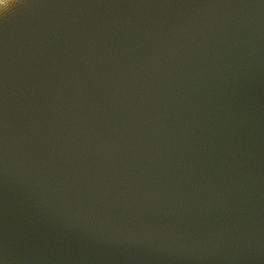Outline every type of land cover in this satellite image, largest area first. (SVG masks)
Returning <instances> with one entry per match:
<instances>
[{"label": "water", "instance_id": "water-1", "mask_svg": "<svg viewBox=\"0 0 264 264\" xmlns=\"http://www.w3.org/2000/svg\"><path fill=\"white\" fill-rule=\"evenodd\" d=\"M0 264H264V0H2Z\"/></svg>", "mask_w": 264, "mask_h": 264}, {"label": "snow or ice", "instance_id": "snow-or-ice-1", "mask_svg": "<svg viewBox=\"0 0 264 264\" xmlns=\"http://www.w3.org/2000/svg\"><path fill=\"white\" fill-rule=\"evenodd\" d=\"M0 2H2V0H0Z\"/></svg>", "mask_w": 264, "mask_h": 264}, {"label": "clouds", "instance_id": "clouds-1", "mask_svg": "<svg viewBox=\"0 0 264 264\" xmlns=\"http://www.w3.org/2000/svg\"><path fill=\"white\" fill-rule=\"evenodd\" d=\"M16 2H17V0H16Z\"/></svg>", "mask_w": 264, "mask_h": 264}]
</instances>
